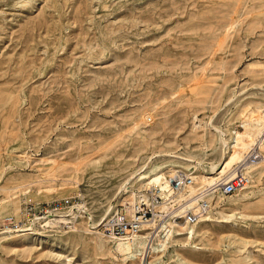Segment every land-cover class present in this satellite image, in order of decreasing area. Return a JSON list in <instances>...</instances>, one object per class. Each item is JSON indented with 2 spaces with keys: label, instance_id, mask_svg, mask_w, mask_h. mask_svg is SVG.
<instances>
[{
  "label": "rangeland",
  "instance_id": "1",
  "mask_svg": "<svg viewBox=\"0 0 264 264\" xmlns=\"http://www.w3.org/2000/svg\"><path fill=\"white\" fill-rule=\"evenodd\" d=\"M261 109L264 0H0V217L22 194H76L95 220L2 235L0 264H137L94 227L151 187L144 170L213 172ZM259 152L247 193L216 195L194 240L152 264H264Z\"/></svg>",
  "mask_w": 264,
  "mask_h": 264
},
{
  "label": "built area",
  "instance_id": "2",
  "mask_svg": "<svg viewBox=\"0 0 264 264\" xmlns=\"http://www.w3.org/2000/svg\"><path fill=\"white\" fill-rule=\"evenodd\" d=\"M261 159L260 152L250 154L246 164H254ZM169 192L177 196L186 192L195 185L191 171L178 169L167 177ZM251 184L250 177L245 173V167L236 171L232 180L220 181L216 189L201 188L188 203H179L176 200L168 211L161 210L162 205L167 202L163 192L155 186L147 189L150 196L148 201H141L133 212L124 206L117 209L103 221L96 229L110 239L111 242H134L142 233L145 224L166 223L174 221L184 224L187 228L198 225L211 213L212 199L216 195H236L244 191ZM20 215L0 217V236L15 233L32 234L38 229L49 231L60 228L65 232L78 230L81 221L87 225L95 222L86 204L82 202L79 195H71L64 199H52L48 202H34L28 193L20 195ZM67 219V222L58 224L55 228L46 227L48 222Z\"/></svg>",
  "mask_w": 264,
  "mask_h": 264
},
{
  "label": "bare ground",
  "instance_id": "3",
  "mask_svg": "<svg viewBox=\"0 0 264 264\" xmlns=\"http://www.w3.org/2000/svg\"><path fill=\"white\" fill-rule=\"evenodd\" d=\"M215 131H217V133H219V135L221 136L220 141H222L221 143H223V146L225 148V149L223 148L224 149L223 152H224V155H226V153L228 151V143L226 140V134L224 131L219 130L217 128L215 129ZM250 134H251V136H250V139L248 141L244 142L242 145L232 147V151L228 152L229 153L228 158L225 159L219 165L218 168H215V167L211 168L213 172H211V173L203 172V174L200 176H195L194 174H192L193 179L195 181V185L190 187L186 192L180 193L177 196H174L169 192L168 182L163 181L164 180V174H162V175L161 174H154L153 176H149L148 174H146V170H144L140 174H138L137 175L138 177L136 176L133 179V181L138 178L140 182L146 181L145 184L148 186H155L163 192H166V191L168 192V194L165 196L167 202L164 203L162 205V208H161V210L163 212L168 211L171 208V206H172L171 204L174 200H176L179 203H183V204L188 203L191 201V199L194 197V195L198 192L199 189H201V188H208L209 189L210 188L211 190H213V189H216L218 187V183L221 180L222 181L232 180L236 174L237 169L245 167V165H242L243 162H245L244 161L245 158L247 161V157L252 152H254V150H257L255 152H259V151H261V149H263V147H264V109H261L259 111L257 121L252 126V128L250 129ZM260 155H261V153H260ZM222 159L223 158H221V160ZM185 162L195 163V164L197 163V162L192 161V160H185ZM257 162H255L254 164H251L250 167L246 166L245 172H246V170L249 169L255 173L259 169L256 166V164H258ZM197 165L202 166L203 164L197 163ZM236 165L238 167L235 170L231 171L233 169V167H235ZM228 173H229V176H226ZM214 175H220V177L216 178V177H214ZM247 175L252 180V177L250 176V174H247ZM223 177H225V179H222ZM199 181L201 182V184L198 183ZM131 184H132L131 181L128 182L127 184H125V186L123 188L124 195L129 193L128 187ZM248 188L249 187H247L245 190H247ZM245 190L241 194L247 193V192H245ZM132 194H133V198L135 201L131 204L130 207H128L130 212H133L135 210L136 205L138 203H140L141 201H143V200L148 201L150 199V196L147 192L142 191L139 193L138 196L135 193H132ZM220 196H224V195H220ZM14 210H15V214H18L19 210H20L19 206L18 205L16 206V204H15ZM110 214H111V212L108 213V215H110ZM62 217H66V216H62ZM206 219L202 220L198 225L191 227V228H187L186 226H184V224H178L174 221H168L166 223H161V224H157V223L145 224L143 229H142V233L139 234V236H137V238L135 239L134 242H129V243L128 242H115V243L123 244V245L119 246V248L116 250V252L121 256H125L124 259L126 261L129 258H133V260L139 259L140 262H138V263H140V264H152V261H151L152 258L156 255L162 254L167 249L170 240L177 238V237L186 236L188 241H190V242L193 241L194 236L197 234V231H196L197 228L199 227L200 224H202L203 222H206ZM101 223H103V221L100 222L96 227H94V229H96ZM49 225H52V222L47 223V226H49ZM152 229H154V233L151 234L152 235L151 237L150 236L147 237V235H149V234H147L146 232L147 231L150 232V230L152 231ZM144 235H146V236H144ZM107 239H109V238H107ZM102 243L105 244V242H102ZM155 258H157V257H155Z\"/></svg>",
  "mask_w": 264,
  "mask_h": 264
}]
</instances>
